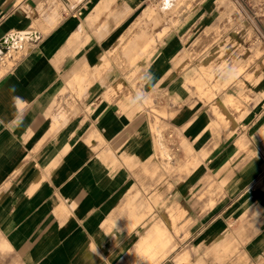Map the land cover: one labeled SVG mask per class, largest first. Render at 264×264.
Segmentation results:
<instances>
[{
    "label": "crops",
    "instance_id": "0c3cea01",
    "mask_svg": "<svg viewBox=\"0 0 264 264\" xmlns=\"http://www.w3.org/2000/svg\"><path fill=\"white\" fill-rule=\"evenodd\" d=\"M218 2L180 6L132 63L158 0H0V40L31 33L11 66L18 50L0 55V236L22 264H264V51L215 82L220 46L252 54ZM153 128L177 145L166 167ZM160 224L171 242L152 258Z\"/></svg>",
    "mask_w": 264,
    "mask_h": 264
},
{
    "label": "rangeland",
    "instance_id": "374dc122",
    "mask_svg": "<svg viewBox=\"0 0 264 264\" xmlns=\"http://www.w3.org/2000/svg\"><path fill=\"white\" fill-rule=\"evenodd\" d=\"M158 1L160 3V5L158 7L159 11L157 8H152L149 10V12L147 14L149 21L146 23L145 27H143V29H142L143 30L142 35L144 33H146L147 35L152 33L151 37H154V40L150 43V46L152 44H154L158 39H160L161 36L165 33V31L169 28V26L174 23V20L176 18V14H177V10L179 9L180 6L187 4L191 8L194 4H196L200 0H171L172 6L170 8H167L166 10H164V6L162 7V4H164L165 0H158ZM224 1L225 0H219V2H218L219 5L223 4L222 5L223 9H220L221 12L223 11V14H222L223 24L228 23L229 25L234 26V25H240L241 20L244 21L243 25L246 26V28H247L246 36H247L248 41L251 42L250 47H252V49H251L250 53L252 52V54H251L250 60L247 64H241V60L239 58L241 57L242 49L239 48L238 46H236V44H234L235 47L233 50H230L227 46H220L217 49V51L215 52V55H214V57H215L214 59L218 60L217 68L220 66L221 59H222L221 57H218V56L221 55L222 52L225 51L227 53L228 59H229L227 67H229V66L232 67V69L234 70V73H235L233 75V77L223 79V81H221V82L218 81L220 78L218 73L215 74L216 75V76H214L215 82H217L218 84H223L224 85L223 89L226 86H228L239 74L243 73L249 64L255 62L257 60V58L259 56H261V54L264 51L263 49L260 48L262 46V43L260 41H258L259 39L257 40V38H256L257 35L263 34L264 32H263V30H261V27L259 26V23L257 21V17L255 16L256 13L258 14V13L262 12V8H263L262 1L261 0H228V3L231 4V7H232L231 9L226 8V4ZM240 8H242L243 11H241ZM162 14H164L163 15L164 19L167 18L168 16H170L171 20H169L170 23L168 26L163 25L160 28V30L157 31L153 25L156 24L155 19H161ZM31 27H34V26H31ZM227 28H228V26L224 25L223 27H221V26L218 27L216 30L212 29L211 32H209L207 30L206 33L202 34V36H205L207 39L212 37L216 42H219L221 40L220 35L222 34L223 31L227 30ZM234 31H235V34H237L236 28ZM160 32H162V34H159ZM208 32H209V34H211V33H213V34H211L210 36H207ZM238 34H240V33H238ZM142 35H139L133 41H138L140 39L139 37ZM254 40H257V42H254ZM133 41L129 42V43L132 44ZM28 46L29 45L24 44V47L19 52L13 53L11 56H7L6 57L7 58V60H6L7 65L11 66L14 62L13 59H16L21 52L25 51L28 48ZM196 55H197V53H195V56ZM8 57H11V58L9 59ZM203 61H206L208 63L207 69L205 71H207V72L211 71V66L213 65V64L212 65L210 64L211 59L208 58V59H205ZM237 62L239 65L237 64ZM4 64H5V60H4V63H3V61L0 62V76L5 72V65ZM236 64H237V66H235L233 68V66ZM216 69H214V70H216ZM192 82L195 83L194 79H192ZM202 94L204 96H206L203 92H202ZM235 99L239 103L237 98H235ZM240 108H241V106H240ZM239 112H241V111L239 110ZM239 117H240V115H239ZM153 124L156 126L155 121H153ZM235 129L237 131H243V129H245V128L242 125V123H239L238 126L236 125ZM153 130L155 133L156 142L159 146V155H158L159 163L165 165V167H166L168 165V162H171L173 159L172 154L174 155L175 159H176V157H178V152L176 150L177 145L172 138L166 139V142L164 144L162 139H161V133L159 132L158 128L157 129L153 128ZM178 147L187 150L186 152L189 153V150L187 149V146L185 145L184 142H181L180 144H178ZM187 156H189V154H187ZM178 218H179V216H175L174 219H178ZM8 247L9 246L5 243L4 240L1 239V236H0V264H22L21 260L17 256V254L12 252ZM159 252L161 253L162 250ZM159 252H157V253H159ZM156 254H155V257L158 255V254L157 255Z\"/></svg>",
    "mask_w": 264,
    "mask_h": 264
},
{
    "label": "bare ground",
    "instance_id": "6f19581e",
    "mask_svg": "<svg viewBox=\"0 0 264 264\" xmlns=\"http://www.w3.org/2000/svg\"><path fill=\"white\" fill-rule=\"evenodd\" d=\"M165 3H171V0H166L165 1ZM56 19V18H55ZM54 23H56V22H54ZM26 31H23V32H21L20 34H18V42L16 43L15 41H14V39L12 38V37H10V38H12L13 39V43H12V47L10 48V50H9V52H11V50H18V49H20L21 47H22V44H23V42L24 41H29V38L31 37V33L29 34V33H25ZM30 32V31H29ZM34 32V31H33ZM35 35V34H34ZM142 35V34H141ZM15 37V36H14ZM36 37V36H35ZM148 37V35L146 34V33H144L141 37H140V39H141V41L140 42H137V43H129L128 44V46H129V48H127V52H128V54L127 55H129V57H130V61L133 63V62H135L138 58H137V53L135 52V49L136 48H141V47H143L145 50H148V47H149V43L146 41V38ZM37 39V38H36ZM20 41V42H19ZM137 45V46H136ZM132 50V51H131ZM20 50H18L17 52H19ZM8 52V53H9ZM7 53V54H8ZM13 53H15V52H13ZM3 56V55H2ZM4 56H5V54H4ZM226 54H224L223 56H222V59H221V64H220V66L217 68V69H220V68H226V63L229 61V59H227L226 57ZM1 57V56H0ZM128 57V58H129ZM228 60V61H227ZM110 67V66H109ZM206 69H207V67H206ZM216 69V70H217ZM216 70H212V72H213V75L214 76H216L215 74L217 73V71ZM209 72H207V71H205V69H203V72L201 73V80H203V82H205L206 84L207 83H209V82H211V79L209 78ZM135 83V82H134ZM214 88H216V87H214ZM162 145V144H161ZM153 234H154V238H153V236L151 237V238H153L154 240H153V243H154V248H157L158 250H154L155 252H154V256L152 255L151 257L153 258V257H155V254L157 253V252H159V251H161L162 250V248L164 247V246H166L168 243H170L171 242V236L168 234V232H167V230H165V229H163V227H162V225L160 224V225H156L155 226V229H154V231H153ZM148 243H149V241H147ZM143 244L142 245H145V243L144 242H142ZM147 244V243H146ZM143 247V246H142ZM147 247H149V246H147ZM143 249H145L144 247H143ZM148 249V248H147ZM152 249V248H151ZM153 250H151L150 252H151V254L153 253L152 251ZM145 252V254H146V252H148V251H146V249L144 250ZM140 253H142L143 254V251L142 252H140ZM160 253V252H159ZM159 253H157V254H159ZM156 254V255H157ZM142 256H144V255H142ZM147 257L149 258V254H147ZM146 257V258H147ZM147 258V259H148ZM150 259V258H149ZM146 260V259H145ZM149 261V260H148Z\"/></svg>",
    "mask_w": 264,
    "mask_h": 264
},
{
    "label": "clouds",
    "instance_id": "9594fccd",
    "mask_svg": "<svg viewBox=\"0 0 264 264\" xmlns=\"http://www.w3.org/2000/svg\"><path fill=\"white\" fill-rule=\"evenodd\" d=\"M216 71H217L218 75L221 77V79L229 78L234 72V70L230 66L226 67V68L217 69ZM152 78L154 80L153 76H152ZM17 99H19V98H17ZM20 112L23 113L22 111H20ZM22 119H23V116H17L15 118V120L13 121V123H15L17 126H19V123L22 121Z\"/></svg>",
    "mask_w": 264,
    "mask_h": 264
},
{
    "label": "water",
    "instance_id": "95a60500",
    "mask_svg": "<svg viewBox=\"0 0 264 264\" xmlns=\"http://www.w3.org/2000/svg\"><path fill=\"white\" fill-rule=\"evenodd\" d=\"M13 39L10 37L3 38L0 40V55L5 54L9 47L12 46Z\"/></svg>",
    "mask_w": 264,
    "mask_h": 264
}]
</instances>
